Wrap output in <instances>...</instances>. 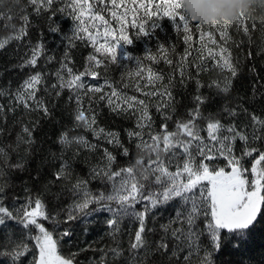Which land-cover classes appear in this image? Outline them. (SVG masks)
<instances>
[{
    "label": "snow or ice",
    "instance_id": "obj_1",
    "mask_svg": "<svg viewBox=\"0 0 264 264\" xmlns=\"http://www.w3.org/2000/svg\"><path fill=\"white\" fill-rule=\"evenodd\" d=\"M19 2L20 0H16V3ZM54 3L55 0H28V4L38 16L51 9ZM65 8L70 9L68 15L73 21V26L71 35H65L63 38L73 48L77 42L86 41L94 49V53L87 57L85 71L77 74L73 67L69 66L70 61L63 62L61 70L56 72L57 83L52 84L51 89H44L46 92L55 91V96L59 98L67 88L70 92L69 99L74 96L76 100L73 126L62 132L58 141L62 147L60 167L54 173L55 180L48 182H67V185H70L67 191L73 200L66 208L55 213L47 210L39 194L35 198L29 196L25 204L17 207L5 202L6 189L0 186V227L13 222L21 232L20 238L13 239L9 231L4 242V251L0 252V256H7L10 264H19L21 258L27 255L32 257L29 264H75L77 253L65 255L62 252V241L71 237L72 231L67 227L59 231L61 224L67 225L94 213L104 212L110 216L107 219L109 235L116 242V246L109 248L105 256L110 252L114 261L124 253L116 237L121 232V223L127 219L138 222L134 238L130 240V256L125 258L127 264H151V258L156 254L167 256L169 264L176 258L179 264V255L184 252L186 254L183 256V264H215L214 257L229 245L238 249L255 232L264 228V118L251 114V132L247 131V123L224 124L218 118L219 114L203 115L201 106L208 98L199 94L203 84L198 76L200 72L210 70L207 65L209 59L215 61L216 67L230 74L225 77L223 86L220 82L213 81L210 87L214 85L227 93L233 79L238 78L241 72L239 62L233 61L231 51L224 45L232 39L229 29L233 27L237 30L242 28L245 34H249L248 16L241 13L235 22L213 23L207 26L206 30L205 26L189 20L182 14L180 0H67ZM65 8H61L60 12L63 13ZM21 11L26 12V9ZM105 14L110 15L111 19L106 18ZM165 17L177 32L183 30L186 43L193 37V28L199 31L201 40L195 61H188L187 57L191 53L186 50L185 55L177 62L181 84H184L186 79H194L188 69H197L195 82L198 94L194 97L196 107L189 110L188 119L176 121L175 130H169L167 124V121L172 119L171 113L176 111L172 93L174 78L169 77L168 83L164 84L165 77L152 67L145 68L141 65L132 52L124 51L122 60L136 63V70L129 73V76L140 78L135 85L125 83L122 88H117L114 82L108 79H105L103 84L90 85L83 79L87 76L98 78L100 74L95 69L101 65L107 71L108 64H117V49H124L125 45L133 44L130 29L137 30L136 38H149L160 26L156 21ZM20 19L19 29L8 37L0 38V50L11 40L19 41L28 35L30 17L24 14ZM252 28H256L255 22H252ZM213 29L219 32L224 45L217 43ZM48 31L60 33L61 27L54 24L49 26ZM209 44L217 45L219 52L209 47ZM158 47L161 52L160 59L168 65H173V60L167 55V47L164 44ZM43 49V44H37L25 65L36 66L37 58ZM65 56L67 58L68 54L65 53ZM217 56L219 60H216ZM147 59L153 63L159 62L154 55H148ZM120 67L125 65L121 64ZM63 70H66V76ZM252 71L255 72V69ZM145 72L147 80L142 85L140 81L144 80ZM43 83L44 76L40 72L30 75L16 92L11 94L14 106H10L8 111H15L23 106L25 110H42L45 115H50L45 100L37 98V93L41 91L38 86ZM105 87L110 91L105 92ZM129 87H133L135 92L141 93L142 97L147 99L128 95L123 89ZM91 94H100L98 100L106 101L110 113L135 118V129L138 130H127L129 143L135 142L138 151L134 162L129 159L124 165L116 167L117 156L99 143L104 141L121 148L122 155L130 158V149L121 142L120 134L98 125L99 113L92 107L97 100ZM4 95L8 93L0 90V96ZM85 97L89 100L87 109L82 103ZM153 97L158 98L154 104ZM259 97H264V83L252 86V96L249 99ZM153 106L163 117L160 131L153 128L154 119L149 112ZM223 111L233 118L238 117L241 112L248 113V109L242 104L237 107L226 106ZM2 112L4 106L0 105V113ZM201 119L206 121L203 128L198 123ZM80 127H83L85 132H91L97 143L90 142L84 135H69V131ZM2 131L3 129H0V132ZM202 132H206L207 137L201 135ZM237 141L243 145L239 154L235 148ZM21 142L29 147L35 142L33 129L26 125H22L21 133L17 134V147ZM82 150L90 153L102 150V155L100 160L90 167L86 177L76 175L73 180L72 162L79 157ZM68 151L72 152L71 161L64 158ZM221 159L227 162L223 166L218 163ZM24 168L25 162L12 163L8 151L0 147V180L8 176L9 170L23 171ZM95 180L99 181L100 186L93 191L89 185ZM44 187L47 191L48 184ZM59 195L57 194V199ZM176 201L179 202V208L175 217L168 224L161 225L164 235L153 248L147 234L155 230L148 228L147 217L153 210ZM138 205L142 207L138 208ZM61 212L64 214L63 220ZM45 222L51 225V228L46 226ZM177 223L179 226L173 227ZM7 245H11V249ZM105 256L101 257L99 264H107Z\"/></svg>",
    "mask_w": 264,
    "mask_h": 264
},
{
    "label": "trees",
    "instance_id": "obj_2",
    "mask_svg": "<svg viewBox=\"0 0 264 264\" xmlns=\"http://www.w3.org/2000/svg\"><path fill=\"white\" fill-rule=\"evenodd\" d=\"M66 2L67 0H55L52 8L42 12L39 16L34 13L32 6L28 4V0H20L19 3H16V0H3L0 3V14H2V17H0V38L8 37L13 31L19 29L21 16L28 14L30 17L28 35L22 37L19 41L11 40L4 49L0 50V90H5L8 93V95L0 96V105L4 106V112L0 113V129H3L0 132V147L8 151L12 163L17 161L25 162L23 171L18 169L9 170L8 176L4 180H0V186H4L6 189L4 195L6 197L5 202L8 205L15 204L19 207L26 203L29 196L35 198L39 194L42 196L50 213L66 208L73 200L72 195L67 191V187H70L67 182L51 184L48 182L55 180L54 173L60 167L61 159L59 157L62 147L58 141L61 133L68 131L73 126L76 100L74 96L71 100L69 99L70 92L67 88L62 91L59 98L55 96V91L46 92L44 89H51V85L57 83L56 72L61 70V63L70 61L69 66L73 67L74 72L78 74L85 71L88 63L87 57L89 54L94 53V49L86 41L77 42L73 48L63 38L65 35H71L73 26V21L68 15L70 9L65 8ZM61 8H65L63 13L60 12ZM21 9H26V12L21 11ZM52 13H55V15L53 16ZM105 15L106 18L111 19L110 15ZM246 15L248 16L247 26L249 34H245L242 28L237 30L233 27L229 29V35L232 39L226 45L221 40L219 32L215 29L212 30L217 43L226 46L231 51L233 61H238L241 68L238 78L233 79L229 92H222L214 85L209 86L213 81H218L223 86L225 77L230 75L226 70L222 71L216 67L213 60H207L210 70L200 72L198 78L203 84L199 94L208 98L207 102L201 106L203 115L212 114L215 116L219 114L218 118L224 124L235 122L240 125L247 123L249 125L247 131L251 132V114L264 118V97L249 99L252 96L253 84L264 83V51H262L264 49V9L256 8L251 14ZM9 16L12 18L9 19ZM49 17H51V20H49ZM129 20H131V17ZM156 22L160 26L149 38H136L137 30L130 29V38L133 39V44L125 45L124 49H117V64H108L107 71L101 65L95 69L100 74L98 78L87 76L83 79L90 85L103 84L105 79L114 82L117 88H122L125 83L135 85L140 78L129 76V73L136 70V63L122 60L124 51L132 52L145 68L152 67L155 71L161 73L165 77L164 84L168 83L169 77L174 78L172 93L176 111L171 113L172 119L168 120L167 124L169 130H175L176 121L188 119L189 110L196 107L194 97L198 94L195 82L197 69L195 67L188 69L194 79H186L185 83L181 84L177 62L185 55L186 50L191 53L187 57L188 61H195L198 55L196 50L200 49L201 40L199 31L195 28H193L192 39L186 43L183 30L181 29L180 32H177L166 17L158 19ZM252 22H255L256 25L254 30ZM54 24L60 25V33L48 31L49 26ZM205 28L207 30V26ZM205 41L207 42V37H205ZM37 44L44 45L41 55L37 58V65H25V61L31 58L32 49ZM160 44H164L167 47V55L173 60V65H168L164 63L163 59H160L161 52L158 47ZM209 47L219 52L217 45L209 44ZM65 53L68 54L67 58ZM148 55L156 56L159 62L153 63L148 60ZM204 55L207 57V52ZM99 58L104 59L103 57ZM216 60H219V56L216 57ZM121 64H124L125 67H120ZM253 68L255 72L252 71ZM63 71L66 76V70ZM36 72H40L44 76V83L38 86L41 91L37 93V98L45 100L46 106L50 110V115H45L42 110H25L23 106L16 108L15 111H8L10 106H14L11 94L16 92L25 79ZM146 80L147 73L145 72L144 80L140 81V83L143 85ZM104 90L105 92L110 91L106 87ZM123 91L128 95H137L139 98H145L142 97L141 93L135 92L133 87L123 89ZM91 95L97 100V103H93L92 107L99 113L98 125L106 128V130L120 134L121 142L130 149V158L122 155L123 149L121 148L107 144L104 141L99 143L117 156L118 163L116 167L124 165L129 159L134 162L138 151L135 148V142L129 143L127 130H138L135 129V118L110 113L106 101L98 100L100 94ZM242 97L243 99H241ZM157 99L156 97L152 98L153 104ZM82 103L83 107L87 109L89 106L88 98L85 97ZM238 104H242L244 108H247L248 113L241 112L238 117L233 118L223 111L226 106L237 107ZM168 111L171 112L170 109ZM149 112L154 119L153 128L156 131H160L161 124L164 122L161 113L157 112L155 106L150 107ZM198 123L202 128L206 125V121L203 119L199 120ZM22 125L33 129L35 142L31 147L22 142L17 147V134L21 133ZM78 134L84 135L92 143H97L92 133L85 132L83 127L77 128L75 131H69L70 136ZM201 135L207 137L206 132H202ZM145 139H147V135H145ZM242 147V143L237 141L235 145L237 154L240 153ZM101 155L102 150L97 153L82 150L79 157L72 162L73 180L76 175L86 177L90 167L100 160ZM64 158L71 161L72 152H66ZM218 163L223 166L227 162L221 159ZM248 166L250 167V160ZM45 184H48L47 191H45ZM89 186L95 191L100 184L98 180H95ZM57 194H60L59 199H57ZM137 207L141 208L142 206L138 205ZM178 208L179 202L176 201L153 210L152 214L147 217L148 228L155 230L147 234V239L153 248L161 236L164 235L161 225L168 224L170 220L174 219ZM108 218H110L108 213H94L90 217L69 222L67 225L61 224L59 231H62L65 227L72 231L71 237H66L62 241L63 254L77 253L75 264H99L101 257L105 256V252L109 248L116 246V242L109 235ZM61 219H64L63 212H61ZM45 223L46 226L51 228V225H48L47 222ZM178 226V223L173 225V227ZM120 227L121 232L116 237V240L119 241L120 248L124 250L123 256L114 261L112 254L109 252L105 256L107 264H127L125 258L130 256L128 251L130 240L134 238V231L138 227V222L126 219L121 223ZM9 231H11L13 239H18L21 236L19 227L13 222L0 227V252L4 251V242ZM7 247L11 249L12 246L7 245ZM170 251L171 241L169 255ZM185 254L186 252L180 253L179 264H183V256ZM31 259L30 255L22 257L19 264H29ZM214 260L215 264H264V228L255 232L238 249H233L229 245L223 252L216 255ZM0 264H10V259L7 256H0ZM151 264H169V261L167 256L156 254L151 258ZM171 264H177V259L173 258Z\"/></svg>",
    "mask_w": 264,
    "mask_h": 264
},
{
    "label": "clouds",
    "instance_id": "obj_3",
    "mask_svg": "<svg viewBox=\"0 0 264 264\" xmlns=\"http://www.w3.org/2000/svg\"><path fill=\"white\" fill-rule=\"evenodd\" d=\"M180 3L182 14L203 26L235 22L241 13L264 9V0H180Z\"/></svg>",
    "mask_w": 264,
    "mask_h": 264
}]
</instances>
